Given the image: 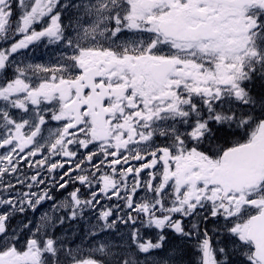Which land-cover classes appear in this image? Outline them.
Listing matches in <instances>:
<instances>
[{
	"label": "snow or ice",
	"instance_id": "obj_1",
	"mask_svg": "<svg viewBox=\"0 0 264 264\" xmlns=\"http://www.w3.org/2000/svg\"><path fill=\"white\" fill-rule=\"evenodd\" d=\"M0 264H264V0H0Z\"/></svg>",
	"mask_w": 264,
	"mask_h": 264
}]
</instances>
